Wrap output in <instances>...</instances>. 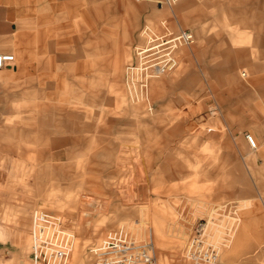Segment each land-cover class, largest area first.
Returning <instances> with one entry per match:
<instances>
[{
    "label": "rangeland",
    "instance_id": "374dc122",
    "mask_svg": "<svg viewBox=\"0 0 264 264\" xmlns=\"http://www.w3.org/2000/svg\"><path fill=\"white\" fill-rule=\"evenodd\" d=\"M73 3L79 13L73 25L79 34L82 28L91 30L85 42L90 49L99 44L100 37L92 36L95 29H116L117 35L108 38L111 47L126 50L122 68L113 69L114 83L109 67L105 83L77 78L61 84L58 101L51 98L57 89L51 77L47 86L37 78L0 86V264H33L32 213L37 208L59 215L74 236L69 264H96L90 248L119 226L138 241L151 240L158 264H188L184 249L200 218H207L208 233L218 238L223 264L250 257L263 264L264 159L257 160L245 140L263 116L256 113L253 87L242 77L249 70L241 53L229 59V50L249 49L247 59L264 66L258 46L264 20H242L243 13H264V0ZM82 11L90 13L88 20ZM164 20L173 29H190L196 42L179 50L176 70L151 82L154 110L149 113L130 99L125 68L143 42L142 27L160 30ZM229 67H235L239 86L229 83ZM67 87L73 89V107L85 113V125L76 121L68 132L72 140L65 143L60 139L67 135L65 126L45 115L52 104L67 106ZM227 203L236 214L225 238L212 213ZM254 211L253 217L262 220L250 225L245 218ZM242 227L252 231L246 236L248 248L240 261L230 262L225 255Z\"/></svg>",
    "mask_w": 264,
    "mask_h": 264
},
{
    "label": "crops",
    "instance_id": "0c3cea01",
    "mask_svg": "<svg viewBox=\"0 0 264 264\" xmlns=\"http://www.w3.org/2000/svg\"><path fill=\"white\" fill-rule=\"evenodd\" d=\"M74 7L73 0H41L40 2L36 0H0V50H3L0 53L6 56L4 66L0 69V86L35 80L36 78L45 81L47 86V78L51 77L56 80L53 82L57 85L55 94L51 98L58 101L62 99L60 90L64 83L72 84L77 78L90 80L89 83L95 82L91 80L97 78V82L105 83L107 81V68L110 67L111 71L119 67L122 68L121 60L124 58L126 50L114 49L111 47L110 38H108L117 35L116 29L114 27L107 28V26L95 29L96 33L94 32L92 36L100 37L99 44L97 48L90 49L91 47H87L85 42H90L91 30L82 28V33H77L73 20L78 18L79 13L73 10ZM173 11L175 12V9ZM89 14V12L84 11L80 13L82 18L87 20ZM102 14L105 15V13ZM118 14L121 15V13ZM242 16L243 21L264 20L263 12H256L255 16L243 13ZM79 35L82 38L78 40ZM10 41H12L11 45H9ZM80 42L82 43L80 44ZM258 46L264 53V39H261ZM233 52H240L243 57L242 63L245 64V69H248L249 73L245 71L246 74L242 77L247 80L249 89L250 86L253 87L256 113L259 117L263 116L260 127L253 131L258 141V148L253 151H255L257 160L264 159V66L256 65V61L251 63V56L247 59L249 49L229 50V59ZM41 53L42 57L38 59L37 57ZM74 53H81V57L75 58ZM237 56V54L233 55V58ZM94 57L99 60L96 62ZM58 68L67 70L66 72H59ZM74 69L78 70L75 71ZM112 77L111 81L114 83L118 77L114 74V70ZM229 83L239 86V77L235 74V67H229ZM68 87L66 89L67 94H65L67 106L64 108L52 104L53 108L49 110L51 113L45 115L52 117L51 122L65 126L67 135L60 137L65 143L72 140L69 138L68 132L69 128L76 125V121L81 120V124L85 125L83 120L85 113L79 112L73 107L74 96L70 94L73 89L70 92ZM240 88L242 92H247L245 94L249 93V89L246 91V88L242 86ZM259 140L261 141L260 144ZM254 213L255 211L246 215V223L257 225L258 222H261L262 219L258 220L253 217ZM251 233L252 231L247 227L239 229L235 233V238L239 240L235 245L229 244V255H225V258L229 259L230 262L236 259L240 261L244 254V248H248L247 245H249V243L246 244V236ZM235 252L238 254L233 255L232 253ZM240 263L257 264V259L250 257L245 261H240Z\"/></svg>",
    "mask_w": 264,
    "mask_h": 264
},
{
    "label": "built area",
    "instance_id": "2783aa9c",
    "mask_svg": "<svg viewBox=\"0 0 264 264\" xmlns=\"http://www.w3.org/2000/svg\"><path fill=\"white\" fill-rule=\"evenodd\" d=\"M173 4L177 0H165ZM161 29L149 25L141 29L143 42L135 46L134 59L125 68V85L130 99L142 103L152 113L151 82L179 66L178 52L190 47L196 37L190 29H173L167 21L161 22ZM6 56L0 53V69ZM245 75V74H244ZM245 138L252 150H257L258 141L252 133ZM213 220L229 237L233 228L232 219L236 207L227 204L213 209ZM31 238L33 264H69L73 252L74 236L65 230L61 217L45 209L37 208L32 213ZM207 218L198 219L190 233L184 258L188 264H223L220 261L221 245L213 233H208ZM233 230V229H232ZM96 264H158L152 241H138L125 226L109 231L104 239L90 248Z\"/></svg>",
    "mask_w": 264,
    "mask_h": 264
},
{
    "label": "bare ground",
    "instance_id": "6f19581e",
    "mask_svg": "<svg viewBox=\"0 0 264 264\" xmlns=\"http://www.w3.org/2000/svg\"><path fill=\"white\" fill-rule=\"evenodd\" d=\"M170 5H173V4H170ZM255 137V136H254Z\"/></svg>",
    "mask_w": 264,
    "mask_h": 264
}]
</instances>
